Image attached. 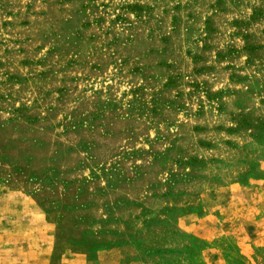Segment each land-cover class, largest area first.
<instances>
[{"label":"rangeland","instance_id":"1","mask_svg":"<svg viewBox=\"0 0 264 264\" xmlns=\"http://www.w3.org/2000/svg\"><path fill=\"white\" fill-rule=\"evenodd\" d=\"M0 264H264V0H0Z\"/></svg>","mask_w":264,"mask_h":264}]
</instances>
